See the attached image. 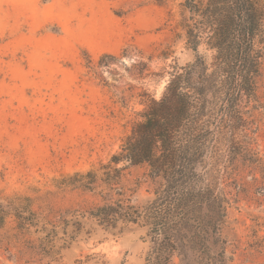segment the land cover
<instances>
[{
    "label": "rangeland",
    "instance_id": "rangeland-1",
    "mask_svg": "<svg viewBox=\"0 0 264 264\" xmlns=\"http://www.w3.org/2000/svg\"><path fill=\"white\" fill-rule=\"evenodd\" d=\"M181 2L0 0V205L19 198L20 211L58 231L52 259L31 248L42 233L25 235L8 216L0 264H144L145 228L118 234L79 218L83 230L64 247L58 222L108 199L143 206L153 198L157 182L146 165L118 164L112 186L102 173L170 73L195 59L178 27ZM198 54L209 60L212 52L203 46ZM256 96L232 110L240 113L233 132L209 143L198 166L229 201L222 231L229 264H264V52ZM87 172L96 180L83 188L87 181L74 176Z\"/></svg>",
    "mask_w": 264,
    "mask_h": 264
},
{
    "label": "trees",
    "instance_id": "trees-1",
    "mask_svg": "<svg viewBox=\"0 0 264 264\" xmlns=\"http://www.w3.org/2000/svg\"><path fill=\"white\" fill-rule=\"evenodd\" d=\"M179 6L178 27L195 59L170 73L160 99L149 101L142 121L133 126L102 173V181L112 186L120 177L118 164L146 165L147 176L157 182L153 198L143 206L128 199H108L81 213H69V220L62 217L58 222L63 225L64 247L83 230L80 218L118 234L131 225L145 228L151 247L144 264H172L174 258L178 264H229L222 237L229 201L212 188L207 171H198V166L209 143L217 144L218 138L233 132L230 124L240 113L232 110L257 101L264 0H182ZM203 46L212 52L209 60L198 54ZM216 147H210V154L217 155ZM74 177L87 181L80 185L83 188L96 180L93 172ZM260 185L264 194V177ZM4 202L0 227L13 216L21 233L26 235L34 228L43 235L31 248L53 259L57 225H50L31 209L20 211L19 198L6 197Z\"/></svg>",
    "mask_w": 264,
    "mask_h": 264
}]
</instances>
